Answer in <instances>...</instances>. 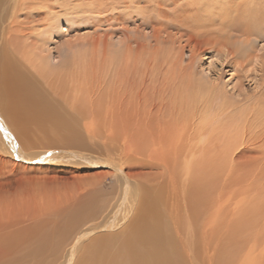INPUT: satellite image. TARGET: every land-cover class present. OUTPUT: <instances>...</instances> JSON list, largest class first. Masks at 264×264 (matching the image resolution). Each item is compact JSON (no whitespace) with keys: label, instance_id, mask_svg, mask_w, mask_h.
Wrapping results in <instances>:
<instances>
[{"label":"bare ground","instance_id":"bare-ground-1","mask_svg":"<svg viewBox=\"0 0 264 264\" xmlns=\"http://www.w3.org/2000/svg\"><path fill=\"white\" fill-rule=\"evenodd\" d=\"M183 1L184 6L191 9L188 17L193 18L192 15H195L193 11L199 10L198 13L195 11L201 20L197 25L186 23L190 18L186 20L179 18V8ZM217 3L218 7L215 5ZM120 7L127 10L135 8L141 14L140 19L150 24L157 22L150 35L156 43L162 39L164 42H173L176 36V42L185 38V45L189 47L193 45V50L198 53L214 51L220 62L226 67H231L236 73L237 82L232 85L231 90L240 92L245 78L249 77L257 85L258 101H264V44L257 46V42L264 40V0H0V149L8 155L18 157L21 165L17 167L13 165L16 168L31 166L25 163L31 164L33 161L38 163L37 168L40 171L44 168V163L82 164L91 167L104 165L115 181L114 188L109 193L118 190L114 197H111L112 194L104 197L100 188L87 190V193L78 192L80 195L76 193L78 196L76 200L72 196L73 202L70 199L60 227H53L40 235L37 234L31 240L24 238L25 232L19 229L17 231L13 229V234H8V231L6 233L4 231L6 225H10L11 222L0 221V252L3 250L21 252V248H27L28 253L19 254L15 258L17 264H29L31 260V264H47L45 258L51 252H56L58 246L64 242H68L70 247L62 264H69L71 259L73 260L74 251L79 247L83 248L79 264H198V252L196 253L198 243L202 244L203 255H206L205 261L208 262L203 261L202 264H212L211 251L214 240L213 228L217 226L216 215L220 213L219 208H223L225 204L223 213L219 216H226L224 212L228 208V196H224L223 193L214 196L213 193L215 182L208 173V167L211 169L213 161L210 151L213 144L212 131L209 128L219 123L221 117L226 114L225 107L230 101L226 95L227 87L225 89L224 84V87L219 85V78H216L210 83L207 92L199 93L196 90L194 93L193 85L197 83L193 80L194 84L189 85L190 82L187 80V86L184 85L186 83L182 82L181 85L175 82L177 72H171L172 68L166 70V74L156 71L155 66L146 67L138 73L136 71L138 67L136 70L130 68L132 66H129V58L132 54L130 56L127 53L123 57H115L119 58L121 66L112 71L113 77L110 80L114 79L112 85H109V80L108 84L103 81L106 87L104 95L105 88H102L103 86L97 88L100 93L95 94L96 98L100 99L97 94L103 95L102 101L94 104L96 98H93V101L89 100L90 95L87 94L89 102L88 100L86 102L90 104L87 111L84 107L85 101L82 99V91L85 88L80 86L82 78L86 79L84 77L87 75L85 65L79 63L75 67L63 60L55 70L49 68L52 63L51 48L48 45L58 30L59 22L64 21L67 28H72L77 20L81 23L89 20L99 21L101 13L104 15L105 12H114ZM171 8L175 9L172 14L168 11ZM118 11L114 13L118 14ZM95 13H98V18L93 19ZM128 15L133 14L130 15L128 12ZM204 20L206 21L201 23ZM71 44L64 47L63 43L61 47L65 48L64 52L71 50L69 49ZM119 44L120 47L125 46L126 51H130L128 42L124 44L123 41ZM59 50L58 53L61 51ZM175 52L177 54L178 50ZM195 54L193 58H196ZM144 60H147V57ZM184 73L186 72L183 70L181 74ZM92 74L91 71V77ZM102 75L105 77L106 73L104 75L102 72ZM183 78L186 81V77ZM41 82L45 85H41ZM68 90L71 93H67ZM47 92L60 97L73 114H77L74 123L71 119L74 115L61 111L58 104L46 99ZM249 98L245 100L248 101ZM114 101L119 104L118 110L121 114L113 109L112 106L116 107L115 103L110 104ZM103 105H106L105 108ZM131 110L137 111L140 118L147 120V123L133 125L129 114ZM117 113L124 115L121 117L124 121L119 124V130L114 121ZM258 115L254 114L256 116L254 119H257ZM95 117H101L102 124L96 125ZM87 118L90 123H87ZM105 119H110V122ZM154 119L157 122L153 126H148L149 121ZM45 121H49V130L54 135H59L58 130L76 131L75 123L84 121L83 125L88 133L103 129L113 137L112 150L121 149L120 153L125 154L134 151L133 153L139 156L136 155V160L131 158L133 161L129 164L110 159L106 163L101 162L102 159L88 153H75V160H71L70 156L58 157L56 153L50 158H45V155L44 158H37L36 155L25 154L15 136L20 130L29 128L30 124H36L43 130ZM91 123L97 127L90 128L93 126ZM243 129L245 131L241 144L264 141V125L255 129L250 124ZM65 142L78 144L76 139H65ZM8 145L11 146V151L7 149ZM223 147L224 156L221 155L223 156L221 162L239 164L240 156L230 154L233 148L230 140L226 141ZM155 153H160L162 159L156 157ZM128 157L130 156L126 155V158ZM199 160L204 164L202 171L197 166ZM179 162L183 165H175ZM222 184L226 191L224 188L220 191L228 195L230 191L228 186L226 187L227 180H223L221 186ZM100 215L102 222L95 226L98 233L90 235L94 229L90 226L81 229L88 220ZM103 229L106 231L101 232ZM24 244L26 246H22ZM0 264L12 263L0 259Z\"/></svg>","mask_w":264,"mask_h":264},{"label":"rangeland","instance_id":"rangeland-1","mask_svg":"<svg viewBox=\"0 0 264 264\" xmlns=\"http://www.w3.org/2000/svg\"><path fill=\"white\" fill-rule=\"evenodd\" d=\"M184 5L185 2L183 1V5L179 8L180 13L178 16L179 18L186 20L190 18V16L189 17L187 16V14L188 12L191 13L190 11L191 9ZM215 5H217V7L219 6L218 3ZM118 9L120 10L118 11ZM174 10L175 9L173 8L168 9L170 14H172ZM115 11L116 12L118 11V14L114 13ZM115 11L108 12L110 13V15L106 12L103 13L104 15H101L102 14L101 13L99 15V18L101 19L99 20L100 22L89 20L87 22L81 23L80 21L77 20L76 24L72 25V28H67L66 23L64 21L59 22L57 27L58 30H56V33L52 37L51 43L48 45V47L51 48L50 62L52 63L49 65L51 66L49 68L55 70L56 68L59 67L58 65L61 64L63 60L67 61L68 63H70V65L75 67H77L79 63L82 64V66L85 65V71L87 72V75L83 77L87 79L88 83L86 79L82 78L80 86L85 88L82 91V99H84L85 101L84 107L86 110L89 109L90 106V104L87 102H89V100H92L93 98H96L95 95L96 93H100L98 92L97 88L103 86L102 88H105V90H103V95H104V93L106 92V87H104L105 83L108 84V82L112 80L113 77L112 71L113 72L116 71L121 66V64H119L120 62L119 58L121 56L123 57L124 54L127 53L130 56L132 54V56L129 58L130 61L129 66H132L130 68L135 69L138 67L137 70L135 69L136 71H138V73H140V71L144 70L146 67L148 68L155 66L156 71L166 74L167 72L166 70H170L169 68H172L173 70L171 72L174 71L175 73L177 72L176 73L177 79L174 80L175 82L181 85L183 83H186L184 85H187L188 82H190L189 85H193L194 82L199 84V86H195L197 84L193 85L194 93L196 92V90L199 93H202V91L207 92L210 83L216 80V78H219V80L217 79L220 83L219 85H221L222 87H224L225 85V89L227 87L226 95L228 96V99L230 101H228L229 104H227L225 107L226 114L221 117L220 122L213 124V126L209 128L212 131L211 138L213 140V144L210 151L213 161L211 164V169L210 167H208L209 169L208 173L211 177H213L215 182V184H213L214 186L213 193L215 194L214 196H219L220 193H223V195L225 194L224 196H228V201H227L228 208H226L224 212L226 216L225 215L219 216L220 213H223L222 210L225 207V204L223 205V208H219L220 213L216 215L217 217L215 224L217 226H214L213 228L214 240L212 242L213 246L211 251L212 264H264V141H258L248 145L241 144L243 139V134L245 131V129L243 128L249 127L250 124L255 129L262 127L264 125V115H263L264 110H262L264 109V101L262 102L260 100L258 101V96H256L258 92L256 83L254 82V80H251L248 77L245 78L246 80L244 81V85L240 87V92L231 90L232 85L235 82H237V80L235 81V78L237 79L236 73L231 69V67H226L223 63H221L220 58H218V56L214 53V51L209 50L206 52H202L203 54L198 53L197 51L193 50V45H191L190 47L185 45V41H184L185 38H182L179 41L180 43L176 42L177 41L176 36H174L175 39L173 40V42H169V43L166 41L164 42V39H162V41L156 43L150 35L153 33L152 28L155 27V25L157 26V22L150 24V22H146L145 20L140 19L139 17L141 14H139L137 9L135 8H130L127 10V8L120 7L117 8ZM195 11H197V13L199 12V10H195ZM195 11H193V13L195 14L194 16L192 15L193 18L188 19L186 23L197 25L201 21L199 20L200 18L195 13ZM128 12L130 13V15L131 14L133 15L129 16ZM97 14L98 13H95L92 18L93 19L98 18ZM184 14L186 15L184 16ZM132 17L134 18L136 17V18L134 19ZM205 21L206 20L202 21L201 23H204ZM93 22L95 24H93ZM123 41L124 44L127 42L129 43L130 51L129 50L126 51L127 48L125 46L120 47L119 42H123ZM259 42H257L258 47L264 44V40ZM63 43H64V47L71 44L70 47L68 46L69 49L71 50L64 52L65 48L61 47L63 46ZM58 49L61 50V51L59 50L60 53H58ZM149 49L152 52V55L151 52H149ZM176 50H178L177 54L175 52ZM194 53H196L195 54L196 58H193ZM197 53L199 54V56L197 55ZM201 54L203 55V57L204 56L205 57L202 58ZM118 56L119 58L115 59V57ZM99 57H101L100 60ZM146 57L147 60H144L146 59ZM175 58L178 59L175 60ZM192 61L194 62L192 63ZM115 65L117 66V68H115L116 67ZM169 65H171V67ZM184 66L186 68H184ZM183 70L186 72L184 74L185 75L187 74V76L181 74ZM91 71L93 73L92 77H91ZM102 72H104V75L106 73L105 77L107 79L103 77ZM189 73L192 74L189 75ZM170 74L172 75V73ZM180 75L186 77V81L185 78L183 77L179 78L178 76ZM93 76L95 79L93 78ZM190 76L193 78L192 80ZM188 78H190V80ZM103 81L106 82L103 84ZM85 82L87 83L86 85H84ZM113 82L114 79L113 81L109 82V85L110 84L112 85ZM93 83L94 86H92ZM100 83L103 85H101ZM41 85H45V83L41 82ZM87 86L90 89H88ZM69 92L71 93L70 90L67 91V93ZM47 93L48 94L46 95V99L48 101L49 100L50 102L54 101L53 103H56L60 106L59 109L61 111L66 112L67 114L70 113L74 115V117L72 116L71 118L74 123L76 120L75 118L78 117L75 116L77 114L75 113L73 114V112L68 108V105H66V103L60 97L52 94L51 92H47ZM240 93L242 95H239ZM243 93H245L246 95ZM87 94L90 95L91 99ZM103 95L98 96L97 94V97H100V99L99 98H96L95 100L93 99L94 101L93 100L92 101L94 102V104H96L95 102L97 101L99 102V100L102 101V98L104 97ZM86 96H88L87 98H89V100L86 98ZM248 97L250 98L248 101H246L245 99H248ZM237 100L239 102H236ZM115 102L116 101L110 102V104L111 103L113 104ZM118 105L119 104L117 103L115 105L116 106L115 108L114 106L112 107L113 109H115V111L121 114V112L118 110ZM105 106L103 105V108H105ZM236 109L240 111H237ZM214 110L217 109L214 108ZM232 110L234 111L232 112ZM236 111L237 113L239 112L238 113L239 116L236 113ZM136 112L134 110H131V113H129L133 120L132 121L133 125L137 126L145 122L147 123V120H145L144 118L141 119L140 114ZM244 113L245 115H243ZM257 113L259 114L258 115L259 117L257 119H254L256 117L254 116V114L257 115ZM125 115L128 116L127 114ZM115 117L117 119L115 118L114 121L116 125H118L117 129L119 130V124L123 120L121 119V117H124V115L122 116L117 113L115 114ZM240 118L243 119L241 120ZM105 120L107 122H110V119H105ZM134 120L135 121L137 120L136 123H134L135 122ZM250 120L252 122H250ZM86 121L87 123L91 122L89 118H87ZM94 122L96 125L102 124L103 119L101 117H97V118L95 117ZM149 122L150 123L148 126H153L154 123L157 122V120L154 119L153 121H149ZM83 124L84 121L75 123L74 129H76V131L71 130L73 133L75 132L74 134L72 132H67L65 130H58L60 131L59 135L58 134L54 135L49 130V121H45V127H43V130L39 128V126L37 127L36 124H30L29 128L27 127V129L25 130L24 129L20 130L18 135L15 137H16V141L20 144V147L25 152V154H28L29 156L36 155L37 158L39 157L44 158V155L45 158L54 157L55 156L54 154L56 153L58 157L70 156L71 160L73 159L75 160L76 159L75 153L77 154L88 153V154H94V156L97 157V159L99 158L102 159L101 162L106 163V161L110 159V161H114V162L117 160V161H121V163L125 161L131 164L130 162L133 161L131 158L136 160L137 157L139 156L137 153H133L134 151L133 152L130 151V153L127 152L125 154L123 152L120 153L121 149L112 150V143H111L113 138L112 136H109V134L104 132L103 129H101L100 131L96 130L95 133L94 132L88 133L87 129H85V125ZM91 124L93 126L90 128L94 129L95 127H97L94 123ZM65 139L67 140L76 139L78 141V144H74L75 142L69 144L65 142ZM95 139L96 141H94ZM229 140L233 145V148L231 149L232 153L230 154L231 155L237 154L238 156H240L239 164H234V163H233L234 165L231 163L223 164L224 162L223 163L221 162L224 156L223 144ZM104 142L106 143L103 144ZM10 147H11L10 145H8L7 147L9 151H11ZM107 149L110 150L108 151ZM13 151L15 152L14 149ZM155 154L156 157L162 159L160 153H155ZM126 155L130 157L126 158ZM17 158H18L17 156L14 157L8 155L6 152L0 149V221L3 223H6L7 221L11 222L10 225L8 224L6 225V229L4 230L5 232L8 231V234H11L14 231L13 229H16L15 231L19 229V231L25 232L24 238H26L27 240H31L37 234L40 235L45 231L51 230L53 227H60V225L62 224V217L64 214H66V209L70 203V199L71 202H73V198L74 200H76L77 196L80 195L78 194V192L83 191V193H87V190H94L95 188H96L95 190H97L98 188H100L101 192H103L102 194H104V197H107V194L108 195L112 194L111 197L112 196L114 197L116 196V193L118 191V190L116 191L115 189L113 193H109L111 192L110 190L114 188L115 181L113 180L114 178L108 174V168L106 166L104 167V165H99V166L96 165L94 167H91L82 164L61 165V164L44 163L43 164L44 168L40 171L37 168L38 163H36L35 161H33L31 164L29 162L25 163V165H31L26 168L25 167L21 168L20 166L16 168L17 165H21L20 160H18ZM259 158H263V159H259ZM180 163L181 162L175 165H183V163L181 164ZM129 164H124V165H129ZM13 165H15L16 167H14ZM202 165H204L203 162L199 160L197 166L200 168L201 171H202L201 169ZM181 173L182 171H180V174ZM223 180H227L228 182V185H226V187L228 186V189L230 191L228 195L226 194V192L224 193L223 191H220L223 188L225 189L223 184L221 186ZM76 193L78 194L77 196ZM72 196L74 197L72 198ZM100 222H102V215L98 216L97 218H92L88 220L87 224L84 223L81 229L84 226L86 228L90 226L94 228L90 235L98 233V230L95 228V226L98 225ZM102 231H106V229L101 230V232ZM201 245L202 244L199 243L196 244V253L198 252L197 254L198 264H202V262L205 261V256H206L203 255L204 248ZM22 246H26V245L24 244ZM69 247L70 246L68 245V242L61 243L58 246V249L55 248V250L57 249L56 252H51V253L49 252L50 253L49 256L45 258L46 263L62 264L65 255H67L69 252ZM26 249H27L26 247L21 248L20 249L21 252H16V251L8 252L3 250L4 252L3 251H1L2 253L0 252V256L2 255L0 259L10 261V263L12 264H17L15 262V258L19 254L21 255L26 252L28 253ZM82 250L83 248L81 247L77 248L74 251V257L71 253L73 260L71 259L69 264H79L80 256L83 254ZM31 262L32 260L29 262V264H31Z\"/></svg>","mask_w":264,"mask_h":264}]
</instances>
